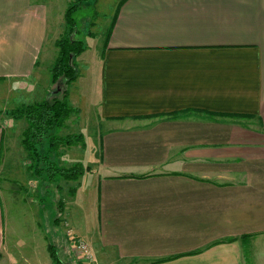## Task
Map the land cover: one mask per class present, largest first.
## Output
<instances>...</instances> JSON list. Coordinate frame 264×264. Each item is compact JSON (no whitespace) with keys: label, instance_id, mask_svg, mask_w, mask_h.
<instances>
[{"label":"crops","instance_id":"0c3cea01","mask_svg":"<svg viewBox=\"0 0 264 264\" xmlns=\"http://www.w3.org/2000/svg\"><path fill=\"white\" fill-rule=\"evenodd\" d=\"M48 9L0 0V176L4 109L38 76ZM107 22L98 147L84 167L95 228L86 238L56 220L58 259L81 264L70 229L102 264H264V0H119ZM22 94L12 110L43 99ZM10 215L0 190V261ZM38 249L28 264H41Z\"/></svg>","mask_w":264,"mask_h":264},{"label":"rangeland","instance_id":"374dc122","mask_svg":"<svg viewBox=\"0 0 264 264\" xmlns=\"http://www.w3.org/2000/svg\"><path fill=\"white\" fill-rule=\"evenodd\" d=\"M41 1L49 8V22L47 40L40 58L41 63L36 70L38 76L36 79L25 81L27 84L21 86V90L18 87L13 88V93H9L11 101L4 109L5 113L12 110L10 103L19 101L20 95L25 93L27 85L33 89L34 94L44 99L47 78L52 79L49 65L54 64L57 56L54 43L63 36L66 30L64 17L66 10L72 2L77 0ZM118 1L98 0L96 3L90 1L89 4H81L74 12L78 33L73 36L83 42V52L77 55L73 61L78 78L66 86L59 82L60 84H55L52 91L49 92H59L58 96L60 97L63 90L66 89L68 98L75 101L77 107L81 108L75 127L73 128V125L70 124V130H64L62 134L68 132L83 134L85 146L63 150L64 153L58 158L45 146L39 149L40 158L36 161L27 155L21 144L22 132L27 126L26 121L24 119L16 121L9 114L2 121L6 128L4 142L9 141L10 152L5 158L8 164L0 176V190L11 215L9 216L10 220L5 222V247L8 256L1 260L0 264H28L31 258L29 248L33 242L39 247L41 264H52L45 243H50L60 256L61 247H63L61 244L62 232L65 231V228L63 224L55 222L67 215L71 225H75L81 235L86 238L92 236L95 228L93 192L90 190L93 189V176L85 170L76 181H67L59 176L52 179L49 177L51 170L48 163L51 162L58 167L65 168L76 164L84 168L86 165H90L88 162L96 155L95 149L98 147V141L95 139L98 127L96 70L105 48L107 24L109 23L106 21L109 20ZM48 55L49 58L54 59L53 62L52 60L48 62ZM22 99L24 101V98ZM44 158L47 159V163L43 162ZM71 190H73V195H71Z\"/></svg>","mask_w":264,"mask_h":264},{"label":"trees","instance_id":"16d2710c","mask_svg":"<svg viewBox=\"0 0 264 264\" xmlns=\"http://www.w3.org/2000/svg\"><path fill=\"white\" fill-rule=\"evenodd\" d=\"M98 0H77L68 7L65 13L66 30L61 38L55 42L57 56L51 67L52 83L58 84L63 80L65 86L74 82L78 78V72L73 64L74 58L83 52V42L74 37L77 34L74 12L78 10L81 4L90 3ZM74 35V36H73ZM59 83V84H60ZM59 92H53L47 98L35 101L28 105H21L9 112L14 120H25L26 128L22 132L21 144L27 155L32 159L39 160V149L47 147L49 152L55 153L57 158L64 152L76 146L84 147L83 134L66 133L64 130H70V124L76 122L78 110L73 108L68 101V92L63 90L59 97ZM47 163V159H42ZM32 161V160H31ZM51 170L52 179L56 176L62 177L67 181H76V179L87 169L80 165H72L68 168L58 167L53 163H48ZM56 164V163H55ZM73 195V190H71ZM48 251L52 264H62L52 247L48 245Z\"/></svg>","mask_w":264,"mask_h":264},{"label":"built area","instance_id":"2783aa9c","mask_svg":"<svg viewBox=\"0 0 264 264\" xmlns=\"http://www.w3.org/2000/svg\"><path fill=\"white\" fill-rule=\"evenodd\" d=\"M66 234L70 239L74 237V239H72L73 248L82 264H102L98 261L92 247L85 240L74 236L70 229L67 230Z\"/></svg>","mask_w":264,"mask_h":264}]
</instances>
